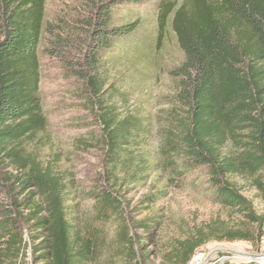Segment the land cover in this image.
<instances>
[{
    "label": "trees",
    "instance_id": "16d2710c",
    "mask_svg": "<svg viewBox=\"0 0 264 264\" xmlns=\"http://www.w3.org/2000/svg\"><path fill=\"white\" fill-rule=\"evenodd\" d=\"M147 1L90 0L92 18L81 22L87 46L71 69L101 133L88 132L76 148L104 152L101 171L82 187L58 153L43 159L55 146L40 86L47 0H0V264H151L162 222L137 216L169 187L200 182L230 222L180 241L172 263L189 264L212 241L262 243L264 0L161 5L160 28L171 18L183 61L174 107L157 119L131 107L105 71L139 27L121 10ZM149 183L153 191L132 206L130 192Z\"/></svg>",
    "mask_w": 264,
    "mask_h": 264
},
{
    "label": "rangeland",
    "instance_id": "374dc122",
    "mask_svg": "<svg viewBox=\"0 0 264 264\" xmlns=\"http://www.w3.org/2000/svg\"><path fill=\"white\" fill-rule=\"evenodd\" d=\"M165 2L179 6L184 0H150L123 7L119 16L127 14L130 19L138 20L139 27L119 49L112 51L105 65L110 81L117 80L120 89L129 92V105L156 119L174 107L173 74L183 61L171 18L163 30L160 28V8ZM92 8L90 0H47V31L40 44L41 93L55 144L43 151V159L58 153L61 165L80 179L82 187L96 178L104 160L101 149L83 152L76 148V140L88 132L101 133L93 115L84 107V83L71 69L76 67L87 46L81 22L92 18ZM199 184L194 188L169 187L163 201L137 216L138 219L155 216L162 222L154 244H149L151 264H174L169 253L180 241L199 230H207L208 226L229 221V211L213 203L201 187L203 182ZM152 191L153 185L149 183L145 188L132 190L128 198L132 206H137L142 196ZM79 205L89 210L91 203L79 202ZM256 207L261 211L257 201ZM256 258L264 259V239L259 246L212 241L198 250L189 264H264L262 259L255 261Z\"/></svg>",
    "mask_w": 264,
    "mask_h": 264
},
{
    "label": "water",
    "instance_id": "95a60500",
    "mask_svg": "<svg viewBox=\"0 0 264 264\" xmlns=\"http://www.w3.org/2000/svg\"><path fill=\"white\" fill-rule=\"evenodd\" d=\"M261 259L264 261V259H263V258H258V259L256 258V259H255V261H257V260H261Z\"/></svg>",
    "mask_w": 264,
    "mask_h": 264
}]
</instances>
